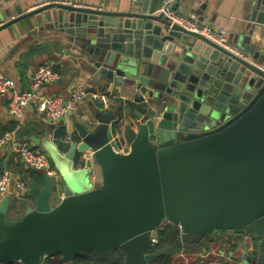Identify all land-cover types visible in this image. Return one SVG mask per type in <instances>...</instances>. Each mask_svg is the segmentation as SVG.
<instances>
[{
	"label": "water",
	"instance_id": "1",
	"mask_svg": "<svg viewBox=\"0 0 264 264\" xmlns=\"http://www.w3.org/2000/svg\"><path fill=\"white\" fill-rule=\"evenodd\" d=\"M90 1L27 12L16 4L0 30L36 16L80 47L97 81L134 88L140 110L98 104L66 149L42 146L59 174L37 169L27 191L35 203L18 220L11 198H0V264H43L55 253L73 264L112 248L125 264H154L152 232L166 222L194 243L231 231L241 249L232 262L264 264V48L252 43L264 0H242L248 25L237 51L172 22L167 0Z\"/></svg>",
	"mask_w": 264,
	"mask_h": 264
},
{
	"label": "crops",
	"instance_id": "2",
	"mask_svg": "<svg viewBox=\"0 0 264 264\" xmlns=\"http://www.w3.org/2000/svg\"><path fill=\"white\" fill-rule=\"evenodd\" d=\"M40 1L43 0H14L11 4L2 2L0 26L18 16L14 5L21 4L23 11L27 12L35 8ZM63 1L80 2L83 5L88 2V0L87 2L84 0ZM90 3L93 4V0ZM111 4L112 0L106 7L111 9ZM172 5L184 15H187V12L183 13V10L189 11L188 16L196 15L198 21L203 19L205 26L214 31L226 29L231 45H235L236 35L243 36L244 29H247L248 24L245 19L247 12L242 0H181L176 4L172 2ZM4 11H6L5 16L2 14ZM44 23L37 22L35 16L0 30V74L15 79L17 88L20 91H26L30 89L37 69L43 64L50 63L59 73L60 78L44 86L43 93L68 98L73 85L79 82L86 85L89 91L103 93L105 101L99 103L88 96L75 111H71L62 121L50 126V120L43 119L38 112L36 101L22 109L21 117H15L9 113L10 95L0 96V135L6 131L16 130L21 140L31 142L40 151H43L42 146L46 143H54L63 149L65 143L63 139L67 131H73L75 134V124L87 123V119L91 117L98 104L99 106L116 104L118 110H120V104H124L128 116H132L135 110H140L139 100L142 97L134 88L102 78L97 81L92 73L83 68L84 60L80 47L58 29L44 28ZM252 43L264 48V27H256L252 35ZM33 137L36 138V142L40 141L39 145L32 140ZM125 147L126 144L121 143L120 149ZM4 171H9L12 176L24 179L28 183L38 175L37 169L26 165L10 146L0 149V177ZM92 181L97 185L100 184V171L95 172ZM8 197L11 198L8 215L14 220L22 218L27 208L35 203L34 199L27 194L23 199L17 196L16 192ZM60 201L61 195L54 204ZM225 233L214 239L206 237L199 243L185 241L188 244L174 256L172 264H234L232 261L241 254V249L233 238H231L232 241L224 239Z\"/></svg>",
	"mask_w": 264,
	"mask_h": 264
},
{
	"label": "built area",
	"instance_id": "3",
	"mask_svg": "<svg viewBox=\"0 0 264 264\" xmlns=\"http://www.w3.org/2000/svg\"><path fill=\"white\" fill-rule=\"evenodd\" d=\"M48 0L40 1L35 7L45 5ZM173 0H167L163 6V11L167 17L174 23H178L185 28L197 31L210 37L215 42L237 51L235 45H231L228 39L226 29L214 31L210 27L201 28L198 25L196 15H184L178 12L172 6ZM72 3V1H70ZM60 78L59 73L50 63L41 65L34 74L31 87L29 90L20 91L17 88L15 79L0 74V96L10 95L9 97V113L13 116L21 117L22 109L36 101V107L41 117L46 120H52L59 123L65 115L71 111H75L84 98L91 96L95 101L103 103L105 96L103 93L89 91L83 83H75L71 89L70 96L65 98L59 95H50L43 93V87L49 85ZM119 136L117 133L115 137ZM65 143L71 144L74 141L73 131H67L64 139ZM4 146H10L21 157V160L28 166L35 169H42L50 176H57L51 159L47 153L36 149L29 141L21 140L16 130L6 131L0 135V149ZM29 183L21 178L14 177L9 171H4L0 177V198L7 197L11 193L16 192L21 199L27 194ZM152 242L155 245L158 242L157 232H152ZM98 264V263H92Z\"/></svg>",
	"mask_w": 264,
	"mask_h": 264
},
{
	"label": "trees",
	"instance_id": "4",
	"mask_svg": "<svg viewBox=\"0 0 264 264\" xmlns=\"http://www.w3.org/2000/svg\"><path fill=\"white\" fill-rule=\"evenodd\" d=\"M124 104H120L122 108ZM62 134V133H61ZM67 145H63L66 149ZM37 176V175H36ZM35 176V177H36ZM158 242L153 247V252L158 254L154 264H172L174 256L188 244L183 241L178 225L165 223L157 230ZM73 264H125L124 257L117 248L107 252L89 250L72 257ZM4 264H23L18 261H10ZM43 264H64L62 254L55 253L46 258Z\"/></svg>",
	"mask_w": 264,
	"mask_h": 264
},
{
	"label": "rangeland",
	"instance_id": "5",
	"mask_svg": "<svg viewBox=\"0 0 264 264\" xmlns=\"http://www.w3.org/2000/svg\"><path fill=\"white\" fill-rule=\"evenodd\" d=\"M51 160H52V159H51ZM51 162H53L52 164H53L54 168L56 169L57 173L59 174V171H58V168H57L56 165H55V162H54V161H51ZM58 174H57V175H58ZM53 178H54V180L56 181L57 177H53ZM56 199H58V195H54L53 201L55 202ZM231 234H232L231 231H226V233H225V238H224V239H227V240L230 239V241H232V239H231Z\"/></svg>",
	"mask_w": 264,
	"mask_h": 264
},
{
	"label": "flooded vegetation",
	"instance_id": "6",
	"mask_svg": "<svg viewBox=\"0 0 264 264\" xmlns=\"http://www.w3.org/2000/svg\"><path fill=\"white\" fill-rule=\"evenodd\" d=\"M224 233H225V232H224ZM224 233H223V234H224ZM231 233H232V234H231V238H233V240H235L237 234H235V233H233V232H231ZM203 241H204V240H203ZM203 241H202V242H203Z\"/></svg>",
	"mask_w": 264,
	"mask_h": 264
}]
</instances>
